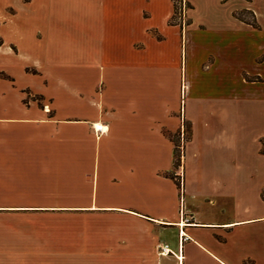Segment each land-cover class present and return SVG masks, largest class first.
<instances>
[{
	"label": "crops",
	"instance_id": "obj_1",
	"mask_svg": "<svg viewBox=\"0 0 264 264\" xmlns=\"http://www.w3.org/2000/svg\"><path fill=\"white\" fill-rule=\"evenodd\" d=\"M49 1L0 67V264H264V0Z\"/></svg>",
	"mask_w": 264,
	"mask_h": 264
},
{
	"label": "rangeland",
	"instance_id": "obj_2",
	"mask_svg": "<svg viewBox=\"0 0 264 264\" xmlns=\"http://www.w3.org/2000/svg\"><path fill=\"white\" fill-rule=\"evenodd\" d=\"M28 1L0 0L1 35L10 44L16 43L20 50L18 56L0 53V67L14 72L19 76V80L25 84L32 83L33 76L26 73L24 67L29 66V69H32L33 67L30 62H33V58H44V55H46V48L48 46L46 35L42 39H36V33L38 31L41 32V29L47 26V19L49 20V17L45 15V11L40 10H44V6L39 7L41 4H44V0ZM49 3L51 2L49 1ZM52 4L54 8L64 7V17L70 21V24L76 26L78 22V0H52ZM68 33L67 43L69 47L67 52L69 53V50H72V45L77 46L78 37L72 30ZM32 98L33 95L31 94L27 97L26 101L28 102Z\"/></svg>",
	"mask_w": 264,
	"mask_h": 264
},
{
	"label": "trees",
	"instance_id": "obj_3",
	"mask_svg": "<svg viewBox=\"0 0 264 264\" xmlns=\"http://www.w3.org/2000/svg\"><path fill=\"white\" fill-rule=\"evenodd\" d=\"M174 7H175V12L171 19V23H179L181 27H183L184 22H186L185 24H188V21L186 20L184 21V15H185V11L189 7V4L185 0H174ZM246 13L249 14V17H246V15H244ZM237 16L242 20L247 21L254 27H258L256 23L255 14L252 11H242L239 14H237ZM2 43H3V39L0 35V45ZM246 78L254 81L262 80L260 76H246ZM172 140L174 142V166L178 167L182 161V154H183L181 139L179 138V136H175L172 137ZM263 152H264V146H263Z\"/></svg>",
	"mask_w": 264,
	"mask_h": 264
},
{
	"label": "built area",
	"instance_id": "obj_4",
	"mask_svg": "<svg viewBox=\"0 0 264 264\" xmlns=\"http://www.w3.org/2000/svg\"><path fill=\"white\" fill-rule=\"evenodd\" d=\"M105 129H106V126H104L103 124H99V125L96 126L97 132H104ZM186 220L189 221V219H186ZM161 249H162L161 250L162 253H164V254H168L170 252V249H169L168 245L162 246Z\"/></svg>",
	"mask_w": 264,
	"mask_h": 264
}]
</instances>
